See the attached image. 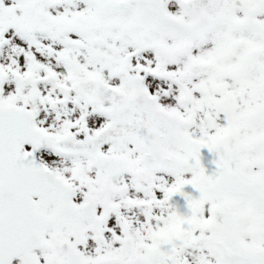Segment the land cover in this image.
<instances>
[{
  "label": "snow or ice",
  "instance_id": "snow-or-ice-1",
  "mask_svg": "<svg viewBox=\"0 0 264 264\" xmlns=\"http://www.w3.org/2000/svg\"><path fill=\"white\" fill-rule=\"evenodd\" d=\"M0 264H264V0H0Z\"/></svg>",
  "mask_w": 264,
  "mask_h": 264
}]
</instances>
